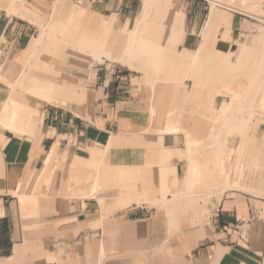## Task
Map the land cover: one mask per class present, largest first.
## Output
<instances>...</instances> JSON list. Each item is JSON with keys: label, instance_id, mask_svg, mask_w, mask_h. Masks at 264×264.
<instances>
[{"label": "crops", "instance_id": "crops-1", "mask_svg": "<svg viewBox=\"0 0 264 264\" xmlns=\"http://www.w3.org/2000/svg\"><path fill=\"white\" fill-rule=\"evenodd\" d=\"M50 1L0 0V264H264V119L258 146L241 151L264 105V59L252 85L242 81L260 50L211 13L201 36L185 27L165 56L180 68L146 73L126 52L140 0ZM36 14H50L52 29L75 21L78 58L66 45L40 57L49 44ZM191 69L193 95L216 85L230 94L213 134L181 117L198 110L185 103L191 91L177 98L162 81ZM221 141L234 144L229 157L211 152Z\"/></svg>", "mask_w": 264, "mask_h": 264}, {"label": "rangeland", "instance_id": "rangeland-1", "mask_svg": "<svg viewBox=\"0 0 264 264\" xmlns=\"http://www.w3.org/2000/svg\"><path fill=\"white\" fill-rule=\"evenodd\" d=\"M59 1L60 0H56L55 2L54 0L50 1L51 3L49 6L51 10ZM8 12H11V9H8ZM211 13H221L226 16V24L219 25V27L225 26V28L228 29L231 26H234V24L239 27L243 33L240 42L243 45L251 47L252 53L255 54L260 50L261 60L257 61L258 63L256 62L257 64L254 65V67L246 70V80L242 78L244 83L247 81L252 85V80L256 75V71L258 72V66L261 65V61L264 59V0H259V5L256 6L250 4L248 0H140L139 14L133 20L134 24L136 22V28L138 31H132L130 39H135L130 42V46L127 48L126 52L133 54L135 58L143 61V67L145 70H141L146 71V73L156 67L157 69H165L171 64L173 67L178 65V68H180L182 64L166 63L165 60H167V57L165 56L174 52L175 48L173 49L172 45L174 46L175 43L177 44V42L180 41L184 34L185 27H190L196 23V31L201 36V32L207 28ZM35 18L36 20L34 22L38 26L37 33L39 38L46 40V43L49 44L45 48V51L43 50L40 57L43 56L44 52L46 53L48 51H51L50 55H54V50H61L60 52L64 53V46L66 45L65 49L67 57L72 59H75L76 57L78 58V31L71 29L77 26L74 20H71L70 22L68 21L66 25H62L60 27L57 26L52 29V26L48 23L52 19L50 14H36ZM119 39L120 38H116L113 41L114 44H117L118 42L121 43L122 40ZM159 41L163 42V46L161 48H159ZM106 44L107 42L104 40V44L102 46L100 45L99 48L100 53L98 54L99 58H97V60L100 63L103 62V59H101L102 57H107L104 52L106 50ZM240 44L238 45V51L241 50ZM155 45H157V47H155ZM90 48V45H88L87 48H83L82 50L87 51L91 55ZM117 49L121 51L122 47L120 46L117 48L116 46L115 50ZM160 49H162L164 56L162 61H160ZM189 54L193 53L190 52ZM109 59H112V57H109ZM57 63V61L56 63H52V66H58ZM102 66H107V72H114V70H116L112 62L107 64V61H105ZM177 71L175 79L167 78L162 81H167L172 84V90H174L177 98L179 97L177 94L178 91H191L190 96L185 99L186 101L182 100L185 101L187 105L190 106L194 102L199 103L198 110L196 111L179 110L182 112L181 117L183 119H187L188 117L189 120L195 121L196 123L199 122L200 124L204 121L209 122L211 126L210 132L213 134L220 128V123L222 122L221 118L215 116L217 113L216 107L222 100L230 99V94L225 93L227 88H220L219 93V88L216 85L215 87H207L206 89L202 88L196 93V95H193V86L189 85L191 81H194L193 70H189L190 75L188 76L187 73H184V75L180 74V78H178V80L177 76L179 77V70ZM180 71H183V69H180ZM184 79H188V81H184ZM22 85L23 83H21L20 86ZM210 91H216L217 93L213 94L210 93ZM242 96L243 94L239 97ZM256 109L255 113L251 116L248 113V116H250L248 120L249 129H247L249 130V138H247V135L245 136L248 142L244 141L241 151H245V146L247 145L250 146V150L254 151V147H257L259 144V141L254 137L253 131L258 126L259 122L264 119V105H258ZM204 114L211 115L209 121L203 116ZM235 136L236 133L234 132H226L221 139L234 138ZM233 145L234 144L221 141L217 143L216 148H213L211 152H214L213 155L218 156L219 152H223L225 150L229 157V152H231L230 147ZM250 157L252 158V161L255 159L254 156ZM227 186L231 187L232 185L227 184ZM97 194H100V191L94 192L93 195ZM260 196L263 195L260 194ZM186 225L198 227L203 226L201 223H191Z\"/></svg>", "mask_w": 264, "mask_h": 264}, {"label": "bare ground", "instance_id": "bare-ground-1", "mask_svg": "<svg viewBox=\"0 0 264 264\" xmlns=\"http://www.w3.org/2000/svg\"><path fill=\"white\" fill-rule=\"evenodd\" d=\"M250 4L256 6L259 5V0H248Z\"/></svg>", "mask_w": 264, "mask_h": 264}]
</instances>
